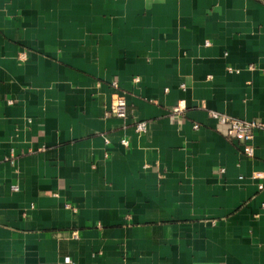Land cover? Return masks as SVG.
<instances>
[{
	"label": "crops",
	"instance_id": "1",
	"mask_svg": "<svg viewBox=\"0 0 264 264\" xmlns=\"http://www.w3.org/2000/svg\"><path fill=\"white\" fill-rule=\"evenodd\" d=\"M211 112L264 123V0H0V264H264Z\"/></svg>",
	"mask_w": 264,
	"mask_h": 264
},
{
	"label": "built area",
	"instance_id": "2",
	"mask_svg": "<svg viewBox=\"0 0 264 264\" xmlns=\"http://www.w3.org/2000/svg\"><path fill=\"white\" fill-rule=\"evenodd\" d=\"M208 44V43H207ZM115 88H118V83H113ZM11 103V102H10ZM186 107L184 102H181L178 107L175 109V113H184ZM109 116H115L118 118H126L127 116V103L126 100L121 96H116L111 104V107L108 112ZM211 117L217 121L218 126L224 131V134L241 143L243 148V153L246 157L253 158L255 153L254 148V138L257 130L264 131V123L259 121H246L240 119H234L227 115H223L217 112H211ZM199 125H194L195 130H199ZM147 130L146 123H139L136 127L138 133H144ZM125 146L128 145L127 141H123ZM254 179L262 181L264 179L263 173H255L253 176ZM17 189L16 187H13ZM258 189L260 191L264 190V184L259 183ZM68 208H71L68 205Z\"/></svg>",
	"mask_w": 264,
	"mask_h": 264
}]
</instances>
